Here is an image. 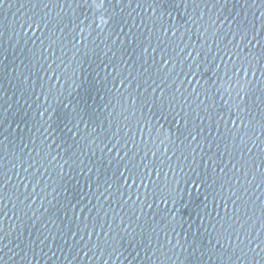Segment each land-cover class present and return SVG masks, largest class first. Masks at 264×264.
I'll use <instances>...</instances> for the list:
<instances>
[{
    "label": "water",
    "instance_id": "obj_1",
    "mask_svg": "<svg viewBox=\"0 0 264 264\" xmlns=\"http://www.w3.org/2000/svg\"><path fill=\"white\" fill-rule=\"evenodd\" d=\"M0 264H264V0H0Z\"/></svg>",
    "mask_w": 264,
    "mask_h": 264
}]
</instances>
